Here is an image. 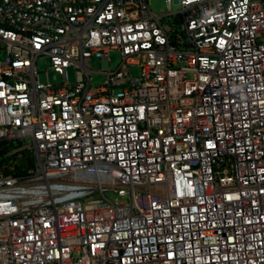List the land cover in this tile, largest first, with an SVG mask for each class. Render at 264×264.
<instances>
[{
  "label": "built area",
  "instance_id": "1",
  "mask_svg": "<svg viewBox=\"0 0 264 264\" xmlns=\"http://www.w3.org/2000/svg\"><path fill=\"white\" fill-rule=\"evenodd\" d=\"M170 1L0 0V264H264V0Z\"/></svg>",
  "mask_w": 264,
  "mask_h": 264
},
{
  "label": "rangeland",
  "instance_id": "2",
  "mask_svg": "<svg viewBox=\"0 0 264 264\" xmlns=\"http://www.w3.org/2000/svg\"><path fill=\"white\" fill-rule=\"evenodd\" d=\"M149 7L154 13H160L162 10L166 11V0H148ZM179 9L178 4L174 0L170 1V10L175 12ZM4 59V52L0 50V61ZM120 63V54L117 51H113L109 55V61L99 60V58L92 57L88 62V68L91 70L90 79L91 87L99 86L105 80V74L103 70H114ZM49 59L43 56L37 60V68L39 72V80L46 82L47 79L52 85H58L61 82V78L49 67ZM47 73V75H46ZM69 83L75 82V72L73 69L67 71ZM140 74V68L137 66L131 67V75L138 76ZM105 197L109 200H115L117 197L113 192H105Z\"/></svg>",
  "mask_w": 264,
  "mask_h": 264
},
{
  "label": "trees",
  "instance_id": "3",
  "mask_svg": "<svg viewBox=\"0 0 264 264\" xmlns=\"http://www.w3.org/2000/svg\"><path fill=\"white\" fill-rule=\"evenodd\" d=\"M7 148L4 146V144H0V165H2L4 162H8L10 158H3L4 153L6 152Z\"/></svg>",
  "mask_w": 264,
  "mask_h": 264
},
{
  "label": "water",
  "instance_id": "4",
  "mask_svg": "<svg viewBox=\"0 0 264 264\" xmlns=\"http://www.w3.org/2000/svg\"><path fill=\"white\" fill-rule=\"evenodd\" d=\"M76 195H77V193L72 192V193H70V194L65 195V196L63 197V199L70 198V197H73V196H76Z\"/></svg>",
  "mask_w": 264,
  "mask_h": 264
}]
</instances>
